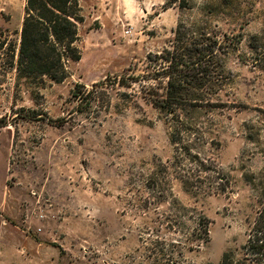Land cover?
Here are the masks:
<instances>
[{
	"label": "rangeland",
	"instance_id": "rangeland-1",
	"mask_svg": "<svg viewBox=\"0 0 264 264\" xmlns=\"http://www.w3.org/2000/svg\"><path fill=\"white\" fill-rule=\"evenodd\" d=\"M167 3L80 0L81 60L56 82L11 69L26 0H0V264L244 256L264 180V0ZM181 22L217 38L223 68L182 112L173 138L174 124L141 86L117 82L149 78L148 57L168 47ZM99 83L108 109L99 88L91 102L74 99L77 85Z\"/></svg>",
	"mask_w": 264,
	"mask_h": 264
},
{
	"label": "trees",
	"instance_id": "trees-1",
	"mask_svg": "<svg viewBox=\"0 0 264 264\" xmlns=\"http://www.w3.org/2000/svg\"><path fill=\"white\" fill-rule=\"evenodd\" d=\"M173 6L191 8V0H168L167 7ZM83 20L80 0H26L20 42L11 50V69L19 78L64 81L69 76L68 64L81 60L78 42L79 25ZM208 35L203 28L181 22L168 47L148 57L153 69L149 78L123 76L117 82L125 88L141 86L138 94L174 124L173 138L182 112L198 106L203 94L212 89L216 73L223 68L217 38ZM105 85L96 84L93 91H88L79 84L73 97L78 102H91L99 88L101 110H106L111 100ZM173 142L176 144V139ZM255 188L259 193V208L249 223L248 238L242 248L244 256L235 263L233 253H227L221 264H264V180Z\"/></svg>",
	"mask_w": 264,
	"mask_h": 264
}]
</instances>
